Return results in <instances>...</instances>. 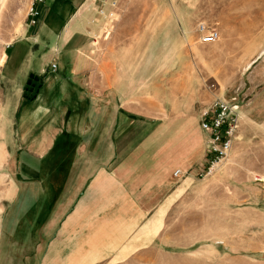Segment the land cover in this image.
Listing matches in <instances>:
<instances>
[{
  "label": "rangeland",
  "instance_id": "obj_1",
  "mask_svg": "<svg viewBox=\"0 0 264 264\" xmlns=\"http://www.w3.org/2000/svg\"><path fill=\"white\" fill-rule=\"evenodd\" d=\"M30 1L0 0V65L8 44L26 28L37 30L27 16ZM70 1L46 0L40 8L54 2L64 17L61 4ZM111 1L117 6L109 10L98 1L95 48L108 51L127 86L136 82L143 113L173 118L175 157L188 149L204 158L183 168L184 176L127 194L119 248L95 262L264 264V0ZM201 24L218 31L216 42L200 41ZM217 97L239 104V128L228 157L200 177L208 164L200 113ZM10 193L0 181V264H14L2 232L1 198Z\"/></svg>",
  "mask_w": 264,
  "mask_h": 264
},
{
  "label": "crops",
  "instance_id": "obj_2",
  "mask_svg": "<svg viewBox=\"0 0 264 264\" xmlns=\"http://www.w3.org/2000/svg\"><path fill=\"white\" fill-rule=\"evenodd\" d=\"M98 1L114 8L109 0H71L61 4L64 17L54 2L40 8L37 30L26 28L4 50L0 181L11 193L1 198L2 232L14 264L110 257L124 232L126 195L184 176L204 158L188 149L175 157L173 118L143 113L136 82L127 86L108 51L95 48ZM31 73L40 77L33 93L26 90ZM200 122L201 113L204 132Z\"/></svg>",
  "mask_w": 264,
  "mask_h": 264
},
{
  "label": "built area",
  "instance_id": "obj_3",
  "mask_svg": "<svg viewBox=\"0 0 264 264\" xmlns=\"http://www.w3.org/2000/svg\"><path fill=\"white\" fill-rule=\"evenodd\" d=\"M46 0H31L28 7L27 16L30 23H36L40 15V6ZM111 6L116 7L117 2L111 1ZM101 14H105L101 10ZM110 16H112L110 14ZM197 30L201 33L200 41L202 43H213L219 38V33L215 28L208 27L205 24L198 26ZM55 67V65H53ZM240 123V106L234 100H227L223 97L215 98L201 112V128L207 135V156L208 164L198 175L204 177L211 174L228 157L233 143L236 139ZM182 171L177 170L175 175H181Z\"/></svg>",
  "mask_w": 264,
  "mask_h": 264
},
{
  "label": "water",
  "instance_id": "obj_4",
  "mask_svg": "<svg viewBox=\"0 0 264 264\" xmlns=\"http://www.w3.org/2000/svg\"><path fill=\"white\" fill-rule=\"evenodd\" d=\"M40 81V77L38 75H35L34 73H31L29 75L28 81H27V86L26 90L33 93L34 92V88L37 84V82ZM27 96V94H26Z\"/></svg>",
  "mask_w": 264,
  "mask_h": 264
},
{
  "label": "trees",
  "instance_id": "obj_5",
  "mask_svg": "<svg viewBox=\"0 0 264 264\" xmlns=\"http://www.w3.org/2000/svg\"><path fill=\"white\" fill-rule=\"evenodd\" d=\"M27 98H29V96L27 95Z\"/></svg>",
  "mask_w": 264,
  "mask_h": 264
},
{
  "label": "flooded vegetation",
  "instance_id": "obj_6",
  "mask_svg": "<svg viewBox=\"0 0 264 264\" xmlns=\"http://www.w3.org/2000/svg\"><path fill=\"white\" fill-rule=\"evenodd\" d=\"M26 87H28V86L26 85Z\"/></svg>",
  "mask_w": 264,
  "mask_h": 264
},
{
  "label": "bare ground",
  "instance_id": "obj_7",
  "mask_svg": "<svg viewBox=\"0 0 264 264\" xmlns=\"http://www.w3.org/2000/svg\"><path fill=\"white\" fill-rule=\"evenodd\" d=\"M5 1V0H4Z\"/></svg>",
  "mask_w": 264,
  "mask_h": 264
}]
</instances>
